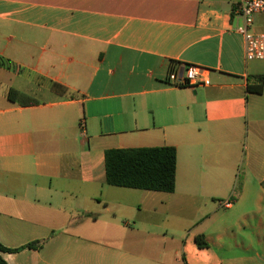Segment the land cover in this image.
Returning a JSON list of instances; mask_svg holds the SVG:
<instances>
[{
  "label": "crops",
  "instance_id": "obj_1",
  "mask_svg": "<svg viewBox=\"0 0 264 264\" xmlns=\"http://www.w3.org/2000/svg\"><path fill=\"white\" fill-rule=\"evenodd\" d=\"M238 2L0 0V243L41 245L8 264H249L232 239L264 210V91L248 90L264 61L245 58ZM172 64L211 84H169ZM161 146L177 149L174 193L107 184L106 150Z\"/></svg>",
  "mask_w": 264,
  "mask_h": 264
},
{
  "label": "trees",
  "instance_id": "obj_2",
  "mask_svg": "<svg viewBox=\"0 0 264 264\" xmlns=\"http://www.w3.org/2000/svg\"><path fill=\"white\" fill-rule=\"evenodd\" d=\"M0 65H6L1 58ZM257 80L259 85L256 87L249 86L248 90L262 94L264 76H258ZM53 89L62 95L69 93L66 87L57 83L53 84ZM8 97L12 102L22 100L25 105L34 104L16 89H10ZM177 158V149L173 146L108 149L105 152L106 182L114 187L174 193L176 190ZM195 242L200 249L209 248V243L204 235H197ZM26 248L40 249L41 245L34 242L19 249H8L0 243V264H8L2 257L3 253H16Z\"/></svg>",
  "mask_w": 264,
  "mask_h": 264
},
{
  "label": "built area",
  "instance_id": "obj_3",
  "mask_svg": "<svg viewBox=\"0 0 264 264\" xmlns=\"http://www.w3.org/2000/svg\"><path fill=\"white\" fill-rule=\"evenodd\" d=\"M235 13L242 19L236 31L244 38L246 60L264 61V31H254L256 17L264 15V0H239ZM207 72V69L193 64L186 66L172 64L166 80L177 87H206L211 84ZM229 205L230 202H226L225 206Z\"/></svg>",
  "mask_w": 264,
  "mask_h": 264
},
{
  "label": "rangeland",
  "instance_id": "obj_4",
  "mask_svg": "<svg viewBox=\"0 0 264 264\" xmlns=\"http://www.w3.org/2000/svg\"><path fill=\"white\" fill-rule=\"evenodd\" d=\"M240 183H232L229 187V190L227 193H232L240 190ZM135 192H142V191H135ZM226 195V194H223ZM222 197V196H221ZM228 200L225 198H218L215 200L216 203H221L223 206L226 204ZM251 213L248 214L246 219H238V217H235V221H237L239 228L235 229L233 239L237 242H245L247 245H250V260L249 264H264V210L260 214H256L255 211L251 207ZM220 210L223 212L225 210L224 207H221ZM127 215L133 214V211L127 210ZM233 212V211H232ZM253 212V213H252ZM231 211L226 212L227 215L230 214ZM185 224H188L186 222L179 221L177 219H167L164 222L165 226L169 227H178V228H185ZM191 224H188V226ZM192 228L193 226H189ZM239 255V253H236Z\"/></svg>",
  "mask_w": 264,
  "mask_h": 264
}]
</instances>
